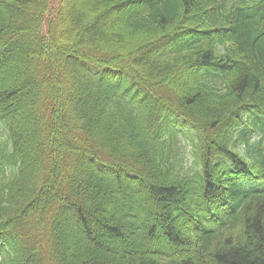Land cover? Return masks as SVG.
<instances>
[{"label":"trees","instance_id":"trees-1","mask_svg":"<svg viewBox=\"0 0 264 264\" xmlns=\"http://www.w3.org/2000/svg\"><path fill=\"white\" fill-rule=\"evenodd\" d=\"M3 127L0 264H264V0H0Z\"/></svg>","mask_w":264,"mask_h":264},{"label":"rangeland","instance_id":"rangeland-1","mask_svg":"<svg viewBox=\"0 0 264 264\" xmlns=\"http://www.w3.org/2000/svg\"><path fill=\"white\" fill-rule=\"evenodd\" d=\"M1 132H2V136L0 135V140L2 139V140L6 141L8 139V133L6 131V128L3 127ZM186 133L187 134H190V133L192 134V131L187 126L183 127V131L180 132V139L182 140L183 143L187 144V151H188V154H189V163H187V164L190 166V164L192 163L191 162L192 158H191V154H190V150H191L190 142L191 141H190L188 135H185ZM255 136H256V134H255ZM241 148L244 149L243 146H241Z\"/></svg>","mask_w":264,"mask_h":264}]
</instances>
